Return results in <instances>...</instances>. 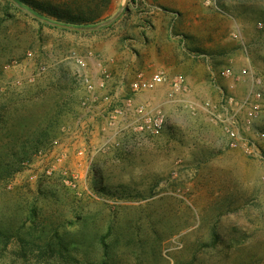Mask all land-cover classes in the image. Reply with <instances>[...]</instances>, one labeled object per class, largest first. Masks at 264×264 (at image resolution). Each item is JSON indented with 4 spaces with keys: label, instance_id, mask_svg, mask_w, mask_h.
<instances>
[{
    "label": "rangeland",
    "instance_id": "rangeland-1",
    "mask_svg": "<svg viewBox=\"0 0 264 264\" xmlns=\"http://www.w3.org/2000/svg\"><path fill=\"white\" fill-rule=\"evenodd\" d=\"M217 2L221 11L204 0H128L118 14L124 0H112L80 29L0 0V264H264V144L262 158L228 148L202 110L217 87L247 91L222 68L264 76V0ZM73 53L91 65L103 57L115 79L181 73L195 106L168 104L166 131L124 138L97 156L87 182L68 185L32 158L56 137L72 143L61 129L83 95ZM250 100L264 132V88Z\"/></svg>",
    "mask_w": 264,
    "mask_h": 264
},
{
    "label": "built area",
    "instance_id": "built-area-1",
    "mask_svg": "<svg viewBox=\"0 0 264 264\" xmlns=\"http://www.w3.org/2000/svg\"><path fill=\"white\" fill-rule=\"evenodd\" d=\"M204 3L221 11L217 0H204ZM230 37L241 41L243 36L235 28ZM71 58L83 89L72 122L61 129V134L68 135L72 143H63L61 137H56L39 148L32 158L43 162L45 174H57L68 185L87 182L97 156L124 138L158 136L166 131L168 104L195 106L185 98L189 84L181 73L168 74L157 69L147 76L140 72L131 79L124 76L115 79L103 57L93 65L88 56L73 53ZM219 75L247 84V91L241 98L226 94L216 86V77L212 74L211 82L220 95L215 103L206 100L202 110L222 128L228 148L262 158L260 147L264 144V132L253 128V112L258 104L250 100V95L253 99L261 97L264 76L255 75L248 67L236 72L230 66L222 68ZM159 92L163 93L162 99L155 101L154 95ZM25 162L30 164L29 160Z\"/></svg>",
    "mask_w": 264,
    "mask_h": 264
},
{
    "label": "trees",
    "instance_id": "trees-1",
    "mask_svg": "<svg viewBox=\"0 0 264 264\" xmlns=\"http://www.w3.org/2000/svg\"><path fill=\"white\" fill-rule=\"evenodd\" d=\"M20 6L28 7L32 14L49 25L61 27L84 28L97 24L106 17L112 0H69L52 2L51 0H12ZM12 3L11 1H9ZM68 102V101H67ZM64 104V101L60 103ZM57 104L60 109L61 105ZM71 109V107L69 106ZM53 120L60 122V114L54 115ZM53 135L50 137L52 138ZM34 143V149L38 148Z\"/></svg>",
    "mask_w": 264,
    "mask_h": 264
},
{
    "label": "water",
    "instance_id": "water-1",
    "mask_svg": "<svg viewBox=\"0 0 264 264\" xmlns=\"http://www.w3.org/2000/svg\"><path fill=\"white\" fill-rule=\"evenodd\" d=\"M127 5H128V0H124V4L122 5V7H121V9L119 10V13H118V14H120L123 10H126V9H127ZM118 14L115 15V16H113L109 21H107V22H105V23H102V24L98 25V26L95 27V28H99L100 26L110 24L112 21H114V20L116 19V17L118 16Z\"/></svg>",
    "mask_w": 264,
    "mask_h": 264
}]
</instances>
